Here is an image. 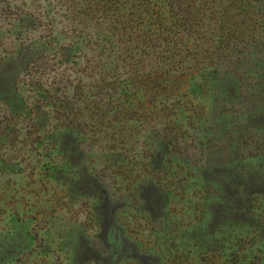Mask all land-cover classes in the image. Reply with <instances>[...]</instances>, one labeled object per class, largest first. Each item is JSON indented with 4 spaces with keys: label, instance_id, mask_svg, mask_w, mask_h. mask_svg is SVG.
<instances>
[{
    "label": "rangeland",
    "instance_id": "374dc122",
    "mask_svg": "<svg viewBox=\"0 0 264 264\" xmlns=\"http://www.w3.org/2000/svg\"><path fill=\"white\" fill-rule=\"evenodd\" d=\"M78 2L0 0V264H264V27L153 104Z\"/></svg>",
    "mask_w": 264,
    "mask_h": 264
},
{
    "label": "trees",
    "instance_id": "16d2710c",
    "mask_svg": "<svg viewBox=\"0 0 264 264\" xmlns=\"http://www.w3.org/2000/svg\"><path fill=\"white\" fill-rule=\"evenodd\" d=\"M79 1L78 23L90 22L94 50L128 74L123 88L134 86L133 98L149 92L153 104L189 87L199 71L246 54L239 48L261 44L254 32L264 27V0Z\"/></svg>",
    "mask_w": 264,
    "mask_h": 264
}]
</instances>
